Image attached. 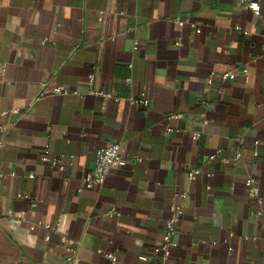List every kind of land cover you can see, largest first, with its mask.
<instances>
[{
	"label": "crops",
	"instance_id": "0c3cea01",
	"mask_svg": "<svg viewBox=\"0 0 264 264\" xmlns=\"http://www.w3.org/2000/svg\"><path fill=\"white\" fill-rule=\"evenodd\" d=\"M259 2L255 17L234 0H0V111H18L0 120V264H109L113 252L119 264H264L245 185L264 197ZM89 75L110 99L85 95ZM141 94L146 108L129 102ZM113 144L126 165L81 189ZM45 149L62 171L40 161ZM171 204L183 214L163 259L153 249Z\"/></svg>",
	"mask_w": 264,
	"mask_h": 264
},
{
	"label": "built area",
	"instance_id": "2783aa9c",
	"mask_svg": "<svg viewBox=\"0 0 264 264\" xmlns=\"http://www.w3.org/2000/svg\"><path fill=\"white\" fill-rule=\"evenodd\" d=\"M235 2H238L244 9L250 11L255 17H259L261 13V7L259 0H234ZM103 13H99V21L101 20V16ZM179 26H182V23L176 19ZM236 31H241L240 27L234 28ZM244 35H247V32L243 33ZM176 45H179V42L177 41L175 43ZM242 76L247 79V71L243 69ZM237 77L236 73H224L221 75L222 81H229L234 80ZM219 92H222V89L219 90ZM54 95H63V94H75V95H84L79 93L76 90H68V89H60V88H54L51 91ZM41 96H44L43 92L40 94ZM85 95H91L94 97L102 98L105 100H108L112 97V92L109 89H102L95 87V76L89 75L86 79V92ZM129 102L131 105L140 107V108H146L148 106V99L146 96L141 94L137 98H129ZM17 110L12 111H0V120L2 118L14 116L17 114ZM180 115H175L172 118H179ZM0 130H2V126L0 125ZM171 131V130H169ZM199 133H194L192 135V140L197 141L199 138ZM254 146L256 147L255 151L253 152V156H258V143L255 142ZM2 147V141L0 140V148ZM221 153V150H216L214 154H212L209 158L214 159ZM241 154L237 152L235 154V159H240ZM40 161L42 163L48 164L51 167H57L58 170L62 171L64 167L60 164V159L56 157H51L48 150L45 149L42 152ZM126 161L124 160L121 152L120 147L117 144L110 145L108 147L99 149L95 153V159H94V166L92 171L85 175L82 181V188L81 189H91L94 186H100L102 185L107 177V174L112 166L116 167H124L126 165ZM197 175H199L198 170H192L188 172L187 176L189 180H193ZM30 178H33V176H30ZM245 185L247 187V196L249 199L253 200L256 204V209L253 210L252 215L261 217L264 219V197L260 195L258 187L255 185V182L253 179L248 178L245 180ZM184 198V195H182ZM26 200L30 201V204H35V199H31L29 196H24ZM168 212L169 217L164 223V234L161 237L160 245L156 246L153 249V253L155 255H160L163 259H168L170 257L171 250L176 247V243L172 240V237L175 235L177 230V225L182 217L183 214V208L181 205L171 204L168 206ZM9 214L16 219H21L22 216L20 214L9 212ZM109 216L114 215V211L111 210L108 213ZM57 225H50L45 224L43 225V228L48 231H55ZM60 241L64 247L65 252V261L71 262L73 254H74V243L70 240H68L65 237H61ZM105 258L107 259L109 264H119L117 261L116 254L113 253H106ZM150 260L149 256H138L137 260L132 264H146Z\"/></svg>",
	"mask_w": 264,
	"mask_h": 264
}]
</instances>
